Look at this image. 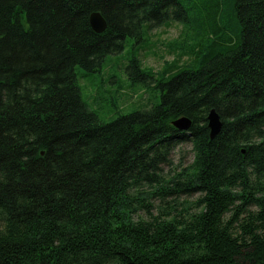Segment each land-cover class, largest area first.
Segmentation results:
<instances>
[{"label":"trees","instance_id":"obj_1","mask_svg":"<svg viewBox=\"0 0 264 264\" xmlns=\"http://www.w3.org/2000/svg\"><path fill=\"white\" fill-rule=\"evenodd\" d=\"M173 22L125 68L158 101L104 122L78 67ZM0 264H264V0H0Z\"/></svg>","mask_w":264,"mask_h":264},{"label":"rangeland","instance_id":"obj_2","mask_svg":"<svg viewBox=\"0 0 264 264\" xmlns=\"http://www.w3.org/2000/svg\"><path fill=\"white\" fill-rule=\"evenodd\" d=\"M181 25L173 22L169 26H160L148 31L143 42L145 47L138 49L140 43L135 38H129L124 50L112 54L105 62L102 71L85 76L82 67H78L79 84L83 98L95 110L104 122L114 120L118 114L129 113L141 109L158 101L153 83L145 85L142 82L132 83L125 71L128 59L134 54L141 56L143 64L152 67L155 71L162 69L167 62L172 61L176 54L170 52L169 43L177 38ZM188 60L184 56L180 64ZM174 160L179 163H190L193 160L192 144L187 141L176 149Z\"/></svg>","mask_w":264,"mask_h":264},{"label":"water","instance_id":"obj_3","mask_svg":"<svg viewBox=\"0 0 264 264\" xmlns=\"http://www.w3.org/2000/svg\"><path fill=\"white\" fill-rule=\"evenodd\" d=\"M91 26L97 32H103L107 28V21L99 11H94L90 15ZM210 136L214 137L222 128V121L219 113L212 108L207 116ZM174 126L180 130H188L191 127L192 120L187 116H181L173 121Z\"/></svg>","mask_w":264,"mask_h":264}]
</instances>
